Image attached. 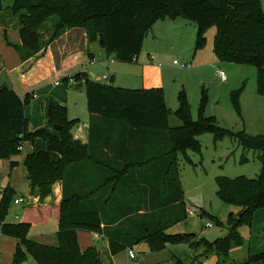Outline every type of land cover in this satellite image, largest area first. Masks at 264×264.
Segmentation results:
<instances>
[{
  "label": "trees",
  "instance_id": "obj_1",
  "mask_svg": "<svg viewBox=\"0 0 264 264\" xmlns=\"http://www.w3.org/2000/svg\"><path fill=\"white\" fill-rule=\"evenodd\" d=\"M1 1L0 12L3 9ZM11 11L18 17L22 41L19 53L24 60L44 48L42 30L53 17L57 22L50 42L59 38L66 29L82 28L87 32L90 43L99 42L108 56L121 63H132L138 57L147 33L160 20L183 18L194 23L197 26L195 51L205 46L207 32L215 28L214 50L218 60L255 67L258 94L264 97V12L260 0H12ZM71 78L76 84L84 82L91 123L100 120L124 124L131 133L148 134L146 140L159 144L161 153L158 152L160 156L157 159L160 163L167 162L166 171L173 178L171 182L178 197L163 205L167 209L124 210L110 220H107L109 212L86 207V196L79 191L69 192L66 187V181L73 177L69 175L70 170L83 166L90 155L87 147L75 140L71 133L79 122L70 121L66 105L51 99L47 127L30 132L25 108L31 94L21 98L13 89L2 86L0 158L15 156L21 152L25 142L42 139L48 148L30 153L24 159L31 190L37 189L43 201L52 194L55 183H64L63 199L58 207L38 206L27 210L29 213L35 210L41 221L48 217L51 219L54 213L57 215L58 245L55 247L28 238L32 226L29 220L6 223V214L15 201V193L11 188L0 192V231L2 235L16 239L12 264H26L28 257L36 264H103L96 247L81 250L78 232L106 237L111 243L112 255L131 249L134 243L146 242L153 252L162 251L168 245L186 243L183 236L167 234L168 229L188 219L177 155L181 152L200 153V137L207 133L215 135L218 140L226 136L234 138L244 150L258 152L257 158L261 163L260 174L255 179H217L220 200L240 208V211L229 214L226 237L213 243L201 239L206 254L214 252L217 255V264H230L227 259L233 247L244 245L239 229L251 227L254 214L264 209V136L251 137L244 132L221 128L214 117L206 116L205 93L197 120L192 119L184 92L180 93L179 108L174 115L181 126L171 128L162 89H123L114 86L113 78L104 84L86 73H77ZM71 78H65L63 83L69 85ZM51 129L56 134H52ZM53 154H57L59 159H54ZM15 165L17 163H13ZM205 216L210 217L203 211L201 217ZM214 220L216 225L223 226L220 220ZM176 264L183 263L177 260ZM233 264H264V251Z\"/></svg>",
  "mask_w": 264,
  "mask_h": 264
},
{
  "label": "rangeland",
  "instance_id": "obj_2",
  "mask_svg": "<svg viewBox=\"0 0 264 264\" xmlns=\"http://www.w3.org/2000/svg\"><path fill=\"white\" fill-rule=\"evenodd\" d=\"M260 5L264 12V0H260ZM1 6L3 9L0 12V19L2 15L4 17L13 15L12 0H2ZM177 19L173 24L169 23L170 19L160 20L153 29H150L137 62L121 63L114 60L110 64L108 60H113L114 57L104 56L105 65L109 66L105 71L110 76L115 75V86L129 90L162 89L166 108L170 113L171 128L181 126L180 120L174 115L179 108L180 93L184 92L193 120L198 119L201 100L205 93L206 116L214 117L221 128L244 132L251 137L264 136V97L258 94L257 69L249 65L219 61L214 50L215 28L207 32L205 46L195 51L197 26L183 18ZM56 21L57 19L53 17L46 25L50 26ZM2 24L3 22H0V46L1 43L11 45L10 36L13 32L9 31L6 34ZM5 24L13 25L14 20H5ZM94 47L102 52L98 45ZM150 57L154 58V61H151ZM14 58L18 61V58ZM1 60L7 67L15 62L0 48V64ZM175 61L179 66L174 65ZM188 62L190 68L185 67ZM219 71H223L227 77L225 84L218 78ZM100 82L105 84L110 80ZM30 94V101L25 108L30 132L44 129L48 125L49 105L46 98L49 101L63 99L67 102L68 119L79 122L72 130L78 125L88 123L87 97L82 82L69 84L68 87L49 86ZM51 133L56 134L54 129H51ZM200 143V153L181 152L177 155L188 219L168 229L167 234L183 236L186 243L168 245L159 252L151 251L146 242L134 243L131 249L137 256L136 260H129L128 250L117 252L113 256L103 252L101 257L103 264H176L177 260L183 264L218 263L219 259L214 252L206 254L202 239L213 243L226 237L229 232L227 223L229 214H237L240 208L227 205L220 200L217 194V179L221 177L255 179L260 174L261 163L257 158L258 152L244 150L237 140L229 136L218 140L215 135L207 133L200 137ZM44 147L45 142L36 139L33 142H25L19 154L0 158V192L11 188L15 193L13 200L24 199L23 204L10 205L5 222L17 224L29 220L32 226L28 238L39 244L55 247L58 245L56 214H52L51 219L48 217L41 221L35 210L27 212L38 207L36 199L42 203L46 198L42 201L37 189L30 190L24 159L30 153L43 151ZM13 163L17 165L13 166ZM203 211L210 217H201ZM213 217L220 220L223 226L216 225ZM208 224H211V228L207 227ZM239 233L244 239V245L233 247L227 259L230 264L243 262L250 253L261 251L259 249L264 243V222L259 223L258 218L254 229L252 226H244L239 229ZM89 243L83 237L80 241L81 250L86 249ZM15 247L16 239L11 235H2L0 231V264H12ZM26 264L36 262L28 257Z\"/></svg>",
  "mask_w": 264,
  "mask_h": 264
},
{
  "label": "crops",
  "instance_id": "obj_3",
  "mask_svg": "<svg viewBox=\"0 0 264 264\" xmlns=\"http://www.w3.org/2000/svg\"><path fill=\"white\" fill-rule=\"evenodd\" d=\"M10 19L14 20V24L8 26L5 20ZM168 21L173 24L176 19ZM0 22H3L2 27L6 34L9 31L13 32L10 36L11 45L1 43L0 48L8 57L14 60V57L18 58V61L15 60L10 67L1 60L0 87L7 86L13 89L21 98L49 86L51 88L63 85L68 87L69 85H65L63 80L77 73H86L99 82L103 76L108 75L115 81V75L110 76L105 71L109 69L105 67L104 60L108 56L106 51L99 42L90 43L84 29H66L59 38L50 42L53 26L57 21L52 22L50 26L45 24L42 30L44 48L37 55L24 60L19 53L22 41L19 35L18 17L14 14L6 17L2 15ZM95 45H98L102 52L97 50ZM137 60L138 58L134 59L136 62ZM151 61H154V58ZM45 100L49 105L50 101L47 98ZM58 102L64 105L67 103L63 99ZM71 133L75 140L87 147L90 155L86 159L87 163L80 168L70 170L69 175L73 177L66 181L67 190L79 191L86 196L84 199L86 207L109 212L107 220L118 217L124 210L144 212L167 209L163 205L167 204L169 199L178 197L173 181L171 182L172 177L166 171L167 162L160 163L157 159L160 156L158 152L161 153L159 144L155 145L153 140H146L148 134L131 133L129 127L119 123L111 124L100 120L91 123L90 116L88 123L78 125ZM46 147L48 148L45 144L44 148ZM52 156L56 160L59 159L57 154ZM63 193L64 183L57 182L53 185L52 194L42 203L36 199V205L58 207L62 202ZM258 218L259 223L264 222V209L254 214L251 225L253 229ZM83 237L90 242L86 245L87 248L96 247L101 257L103 252L113 256L111 243L106 237L78 232L79 244ZM253 240L252 236V243ZM259 250H261L259 253L264 251V243ZM255 254L250 253V255Z\"/></svg>",
  "mask_w": 264,
  "mask_h": 264
},
{
  "label": "built area",
  "instance_id": "obj_4",
  "mask_svg": "<svg viewBox=\"0 0 264 264\" xmlns=\"http://www.w3.org/2000/svg\"><path fill=\"white\" fill-rule=\"evenodd\" d=\"M114 60H115V58H113V60H108V62L111 64ZM151 60H153V58H151ZM174 65L179 66L178 62H176V61L174 62ZM106 67L108 68L109 66L106 64ZM185 67L190 68V63L189 62L186 63ZM71 77H69V78H71ZM218 78L220 79V81L222 83L227 82V77H226V75H225V73L223 71H219L218 72ZM102 80L103 81H108V80H110V78H109L108 75H105V76H103ZM69 83L70 84H76V81L71 78ZM23 203H24V199L20 198V199H16L13 204L14 205H20V204H23ZM207 227L211 228V224H208ZM0 228H1V225H0ZM128 257H129V260H136L137 259V256H136V254H134L132 249L128 250Z\"/></svg>",
  "mask_w": 264,
  "mask_h": 264
},
{
  "label": "water",
  "instance_id": "obj_5",
  "mask_svg": "<svg viewBox=\"0 0 264 264\" xmlns=\"http://www.w3.org/2000/svg\"><path fill=\"white\" fill-rule=\"evenodd\" d=\"M55 130H58V127H55Z\"/></svg>",
  "mask_w": 264,
  "mask_h": 264
}]
</instances>
